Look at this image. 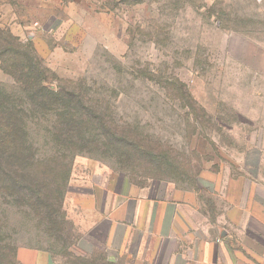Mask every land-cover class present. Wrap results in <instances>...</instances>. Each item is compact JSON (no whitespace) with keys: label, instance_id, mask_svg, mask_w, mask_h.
Listing matches in <instances>:
<instances>
[{"label":"rangeland","instance_id":"374dc122","mask_svg":"<svg viewBox=\"0 0 264 264\" xmlns=\"http://www.w3.org/2000/svg\"><path fill=\"white\" fill-rule=\"evenodd\" d=\"M0 28L36 60L47 88L81 92L119 127L138 122L171 164L152 173L103 150L56 145L54 128L69 118L64 103L31 107L0 70V88L21 97V173L65 214L56 231L45 207L0 194V247L15 248L18 264H32L33 251L62 264L105 254L97 213L119 196L178 201L187 193L202 221H222L231 203L264 188V0H0ZM185 91L212 119L184 120ZM69 113L86 121L82 110ZM190 125L200 155L186 150ZM82 131L98 134L89 124Z\"/></svg>","mask_w":264,"mask_h":264},{"label":"trees","instance_id":"16d2710c","mask_svg":"<svg viewBox=\"0 0 264 264\" xmlns=\"http://www.w3.org/2000/svg\"><path fill=\"white\" fill-rule=\"evenodd\" d=\"M0 70L14 79L19 92L25 95L22 100L28 102L31 107L47 109L51 105L64 103L61 107L68 112L69 118L62 114L60 121L54 128L56 145L62 147L78 146L79 151L86 153L103 150V153L113 156L114 159L116 157V164L118 165H127L134 160L150 167L147 170L152 173L160 170L163 166L171 167L166 156L168 149L161 144L160 140L151 141L149 140L151 138L141 137L144 131L138 122L132 127V131L125 129L124 126L119 127L106 114L100 112L99 108L90 103L89 99L83 96L81 92L63 90L61 93H56L52 91V88H47V77L40 70L39 64L21 46L17 38L2 28H0ZM184 94L190 99V104L186 107L187 111L183 114L184 120L195 122L200 113L204 117H209L204 109L200 108V113L197 112L199 107H197L195 100L187 91ZM22 103L24 104L23 101ZM81 110L83 111L81 115L86 118V121L80 122L71 118L69 112ZM85 124H89L93 131L98 132L95 134L96 138L89 139L84 136L82 129ZM23 127L21 97L14 96L0 88V194L1 196H10L20 204L21 201H26L28 204L45 207V217L49 225L53 230L59 231L65 214L57 213L54 207L45 205L46 194L44 193L46 192L36 184L28 182L27 177L21 173V152L24 154L26 152V147H21V139L25 134ZM124 129L127 135H118L124 132ZM197 129L196 126L193 127L192 125L186 129L187 140L189 139L186 150L191 155H200L197 149L190 147L193 137L196 135L198 137ZM47 253L55 259L52 253ZM63 262L64 264H72ZM18 263L15 248L0 247V264ZM88 264L114 263L107 260L106 254L101 253L92 257ZM118 264L121 263L118 262Z\"/></svg>","mask_w":264,"mask_h":264},{"label":"crops","instance_id":"0c3cea01","mask_svg":"<svg viewBox=\"0 0 264 264\" xmlns=\"http://www.w3.org/2000/svg\"><path fill=\"white\" fill-rule=\"evenodd\" d=\"M118 198L120 201L109 212L97 213L99 226L106 223L101 252L110 262L264 264L263 187L249 190L238 202L231 203L223 226L216 219L202 221L196 199L187 193L178 201ZM32 264L62 263L44 251H33Z\"/></svg>","mask_w":264,"mask_h":264}]
</instances>
